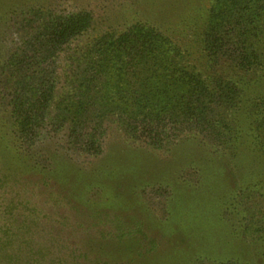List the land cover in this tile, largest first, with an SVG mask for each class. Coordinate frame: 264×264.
I'll return each mask as SVG.
<instances>
[{
    "label": "rangeland",
    "instance_id": "rangeland-1",
    "mask_svg": "<svg viewBox=\"0 0 264 264\" xmlns=\"http://www.w3.org/2000/svg\"><path fill=\"white\" fill-rule=\"evenodd\" d=\"M214 1L0 0V264H264V32L255 68L215 61ZM77 13L90 22L67 42L28 44ZM132 26L236 87L226 125L159 145L127 132L120 98L138 76L115 40ZM44 75L52 99L24 137L16 102Z\"/></svg>",
    "mask_w": 264,
    "mask_h": 264
},
{
    "label": "trees",
    "instance_id": "trees-1",
    "mask_svg": "<svg viewBox=\"0 0 264 264\" xmlns=\"http://www.w3.org/2000/svg\"><path fill=\"white\" fill-rule=\"evenodd\" d=\"M209 17L203 35L208 55L215 61L225 58L242 70L255 68L261 59L264 0H215ZM89 22L87 13L70 15L28 44L45 43L41 54L51 52L82 32ZM115 43L125 58L123 70L138 76L136 85L127 82L131 94L120 98L119 120L128 133L159 145L184 130L210 133L219 123L227 124L225 112L235 109L238 99V90L230 82L216 79L210 86L182 63L178 47L158 32L132 26ZM49 54L43 60H51ZM31 88L28 97L15 101L19 133L28 138L35 135L44 118L54 80L44 75Z\"/></svg>",
    "mask_w": 264,
    "mask_h": 264
}]
</instances>
